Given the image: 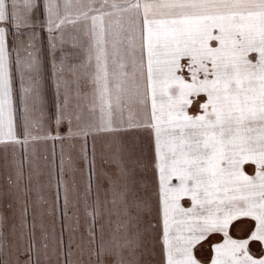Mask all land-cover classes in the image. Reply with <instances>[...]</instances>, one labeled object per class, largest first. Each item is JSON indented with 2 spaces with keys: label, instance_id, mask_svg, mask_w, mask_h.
<instances>
[{
  "label": "snow or ice",
  "instance_id": "1",
  "mask_svg": "<svg viewBox=\"0 0 264 264\" xmlns=\"http://www.w3.org/2000/svg\"><path fill=\"white\" fill-rule=\"evenodd\" d=\"M0 264H264V0H0Z\"/></svg>",
  "mask_w": 264,
  "mask_h": 264
},
{
  "label": "rangeland",
  "instance_id": "2",
  "mask_svg": "<svg viewBox=\"0 0 264 264\" xmlns=\"http://www.w3.org/2000/svg\"><path fill=\"white\" fill-rule=\"evenodd\" d=\"M57 153L54 158V171H47V169H45V186L43 190L38 193V195H42L46 200V204H44V208L46 210V215L44 217L45 227H47V229L56 237H59L61 239V246L65 251H67L68 245L70 243H75L80 238L79 232L74 233L73 231L77 227V221L79 220L80 225L86 226V218L83 208H74L72 204L76 202V188L75 190L73 189L76 185H79V187L82 188L83 185L87 183L88 171H85L84 173L78 171H70V160L66 161V165L64 163L62 178L64 184H66L70 188L69 205L68 208L65 209L64 187L61 186L59 189L57 187V181L61 179L60 158L64 159V157L58 156ZM78 163L81 166L83 165V163H81V160L78 161ZM85 165L87 167L86 162ZM66 167H68V171H65ZM50 188H53V193L49 194V196H46V192L50 191ZM57 193L59 194L57 195ZM66 211L67 216H65Z\"/></svg>",
  "mask_w": 264,
  "mask_h": 264
},
{
  "label": "crops",
  "instance_id": "3",
  "mask_svg": "<svg viewBox=\"0 0 264 264\" xmlns=\"http://www.w3.org/2000/svg\"><path fill=\"white\" fill-rule=\"evenodd\" d=\"M57 148V150H56ZM68 150V151H67ZM42 155H47L49 157L50 160V164L48 165V167L46 168L47 171H54V158L56 153L58 154V156H62L64 157L63 161L66 165V161L70 160V167L71 170L70 171H78V172H82L84 173L85 171H88L85 162L81 161V163H83V165L81 166L78 161H80V158L77 154V151L71 149L67 144L61 145L59 143H57L55 145V147H53L52 143L50 142L47 146H42ZM61 159V158H60ZM68 165V162H67ZM80 165V166H79ZM68 171V167H66V170ZM79 186L76 185L74 187L73 190H75V188ZM53 193V188H50V191L46 192V196H49V194ZM72 206L74 208H79V206H77V202L73 203Z\"/></svg>",
  "mask_w": 264,
  "mask_h": 264
}]
</instances>
